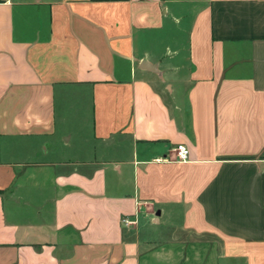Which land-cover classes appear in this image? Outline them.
I'll list each match as a JSON object with an SVG mask.
<instances>
[{"label":"crops","instance_id":"1","mask_svg":"<svg viewBox=\"0 0 264 264\" xmlns=\"http://www.w3.org/2000/svg\"><path fill=\"white\" fill-rule=\"evenodd\" d=\"M0 264H264V0H0Z\"/></svg>","mask_w":264,"mask_h":264},{"label":"built area","instance_id":"2","mask_svg":"<svg viewBox=\"0 0 264 264\" xmlns=\"http://www.w3.org/2000/svg\"><path fill=\"white\" fill-rule=\"evenodd\" d=\"M174 152L177 154L179 161H186L189 156V151L184 145H179L174 148ZM124 225L128 226L131 221L129 219L123 220Z\"/></svg>","mask_w":264,"mask_h":264},{"label":"water","instance_id":"3","mask_svg":"<svg viewBox=\"0 0 264 264\" xmlns=\"http://www.w3.org/2000/svg\"><path fill=\"white\" fill-rule=\"evenodd\" d=\"M141 68H146V69H150V70H154V69H155V68L152 67L150 64H148L147 61H143V62H142Z\"/></svg>","mask_w":264,"mask_h":264},{"label":"rangeland","instance_id":"4","mask_svg":"<svg viewBox=\"0 0 264 264\" xmlns=\"http://www.w3.org/2000/svg\"><path fill=\"white\" fill-rule=\"evenodd\" d=\"M158 49H159V50H162V46H159Z\"/></svg>","mask_w":264,"mask_h":264}]
</instances>
